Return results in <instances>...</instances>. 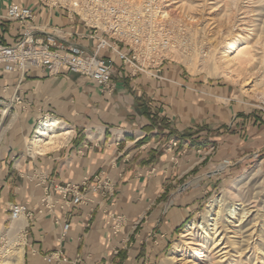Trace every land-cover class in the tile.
Wrapping results in <instances>:
<instances>
[{"label": "crops", "instance_id": "crops-1", "mask_svg": "<svg viewBox=\"0 0 264 264\" xmlns=\"http://www.w3.org/2000/svg\"><path fill=\"white\" fill-rule=\"evenodd\" d=\"M12 2L33 9L45 29L36 37L58 33L59 42L95 46L80 17L40 0H0V44L21 35L5 18ZM104 54L113 91L67 67L51 75L0 64V218L13 203L30 207L25 264H155L232 170L229 155L264 147L255 119L224 133L243 120L228 86L198 82L168 59L136 71ZM46 117L62 119L73 135L61 149L33 155L30 141ZM69 184L89 203L73 204L62 189Z\"/></svg>", "mask_w": 264, "mask_h": 264}, {"label": "bare ground", "instance_id": "bare-ground-1", "mask_svg": "<svg viewBox=\"0 0 264 264\" xmlns=\"http://www.w3.org/2000/svg\"><path fill=\"white\" fill-rule=\"evenodd\" d=\"M113 1L122 3L125 9L127 6V13L143 26L137 39L138 59H142L143 53L147 57L160 52V61L177 60L193 75L205 72L208 77H225L240 84L264 107V75H255L258 68L264 70V25L260 22L261 28L251 29L246 17L249 12L252 15V5L264 0H87V5L104 17ZM256 8L252 11L256 12ZM178 9L191 20L185 22L187 35L177 29L185 21L175 13ZM98 14L92 16L98 18L96 23H101ZM170 24L175 26L174 34L167 27ZM147 67L151 69L150 64ZM231 99L245 102L242 92ZM61 120L46 117L36 127L30 141L33 155L58 149L70 140L74 130ZM262 165L260 162L253 171L232 181L209 204L200 221L195 218L181 233V240L162 264H264V184L255 186L264 177ZM27 225V216L23 214L6 227L0 237V264H24L27 240L23 231Z\"/></svg>", "mask_w": 264, "mask_h": 264}, {"label": "built area", "instance_id": "built-area-1", "mask_svg": "<svg viewBox=\"0 0 264 264\" xmlns=\"http://www.w3.org/2000/svg\"><path fill=\"white\" fill-rule=\"evenodd\" d=\"M40 1L45 6L62 8L80 17L85 27L89 30L87 36L95 40V46L90 49L78 43L65 44L59 42L56 39L58 33L49 35L46 40L36 37L37 33H42L45 29L34 24L36 16L33 9L12 2L6 10L5 18L20 25L21 35L11 45L0 44V64L11 63L12 65L8 66L10 69H25L28 66L41 67L51 75H55L63 67H67L72 72L90 77L109 91L114 90V84L112 83L113 63L105 56L106 50L114 53L124 65L132 70L137 71L148 68L144 65L146 60L145 53L142 54L141 61L137 57V39L139 41V34L143 30V26L137 23L138 21L133 17L134 15L127 13V6L125 9L122 7L124 6L122 3L118 4L113 1L108 5L106 14L103 17L95 9L91 10L88 7L87 0L73 3L67 0ZM93 13L95 16L97 14L100 16L101 23L95 22L98 18L93 17ZM57 29L60 34L63 33L61 29ZM121 44L124 47H121ZM16 100H19V98L17 97ZM62 189L73 193V204H87L90 201V197L76 185L69 184ZM97 189L98 186L92 187L93 191H97ZM46 203L48 204L47 201ZM9 210L11 220L19 218L23 214L28 219L31 214L27 203H13ZM69 229L70 223L65 222L62 227L63 235H66ZM54 258L53 254L47 260L52 261ZM78 261H81V258H78Z\"/></svg>", "mask_w": 264, "mask_h": 264}, {"label": "rangeland", "instance_id": "rangeland-1", "mask_svg": "<svg viewBox=\"0 0 264 264\" xmlns=\"http://www.w3.org/2000/svg\"><path fill=\"white\" fill-rule=\"evenodd\" d=\"M33 1L36 2L37 0H33ZM244 2H246V0ZM260 4H258V5L255 4L256 6L255 5H252L253 6L252 10L257 7L256 8V12H255V10L254 11L251 10L252 15H251L250 12L248 13V16L246 14V17L249 18L248 24H249V27L251 29H252V27H253V29H256V28L259 29V28H261L264 25V11H263L264 10V2L263 3H260ZM50 8H51V6H50ZM59 9H62V8H59ZM257 9H259V10L257 11ZM67 12L69 13V11H67ZM259 12H261V13H259ZM175 13H178L185 20L183 23L181 22V23H179L177 25V29L180 30V31H182V33L184 35H187L188 34V26H186V23L191 22V20H189L188 16L183 11H180L179 9L176 10ZM221 13H223V12L221 11ZM257 14L260 15V16H258ZM240 15L243 16L244 14H240ZM255 18H256V21H255ZM170 19L172 20V17ZM256 22H257V24H255ZM260 22H261V24L263 23V25H261ZM157 24H156V28L158 26ZM167 27L170 28L171 33L174 34V31H175L174 27L175 26H173L172 24H170V26L168 25ZM157 35L158 34H156V36ZM262 42L264 43V38H263ZM120 46L124 47L123 44H121ZM160 54H161L160 52H152V54H149L146 57L145 65L147 66V65L150 64L151 68L152 67H156V66L160 65V63L163 60L168 59L169 61L173 62V64H176V65H179V66L183 67V69L185 71L184 73L187 74L189 77L194 78L198 82H201V83H204V84H207V85H212L213 87H217V88H221V87H224V86L225 87L228 86L230 88V92H231L230 93V96H231V98H232V96L234 94L237 95V94H239L241 92L244 94V99H245V102L244 103H238L237 100H232L231 101L232 109H235L236 110V113H239L238 115H236V118L242 117L243 120H241L240 123L237 124L236 127H232V128H229V129L228 128H225L226 131H224V133H236L238 130L243 131V130H245L244 127L252 126V124L249 123V121L250 122L251 121H254V119H255V124H256V122L259 121L260 123H258V126L259 127L260 126H263V128H264V107H263V105L260 106L262 103H258L259 102L258 100H255L253 97L249 96L250 93L247 92L248 93L247 94L242 89V87L240 86V84H236L233 81H230L228 78H225V77H218V78L217 77H208L205 72L200 73V74H197V75H193V74H191V72L185 66L184 63H180L177 60L170 59V58H164L163 60L160 61V58H159ZM140 60H142V59H140ZM257 70L258 71H256V74H255L256 75V78H261L264 75V70L263 69L260 70V68H258ZM209 93H211V92H209ZM223 98H224L223 100H225L228 97L227 96H224ZM255 124L253 123V125H255ZM175 145H176V143H173V146H175ZM253 150L254 149H252L251 151H247L245 154L240 155V156H234L233 157V156L229 155L230 157H228V158L230 160V164L232 165L231 166L232 167V170H229V174L227 175V177L225 178V180L222 181V183L219 185V187L216 189V191L209 197V199L207 201H205V203L202 205V207L198 211V213L196 215H194L193 217H191L190 219H188V221L183 225V227L179 230L178 235L175 237V239L172 241V243L166 249V252L163 255H161L159 258H157L155 264H162L163 260L165 258H167L168 255L170 254L171 249L174 246V244L176 242H178L179 240H181V233L187 228V226L195 218L197 219L196 221H200L201 214L203 212H206L207 211L209 204L213 200H215L217 197H219L221 195L222 191L225 188H227L228 186L231 185L232 181H234L237 178L242 177V176L250 173L251 171H253L260 164V162H262V164H263L262 165V167H263L262 173H264V163H263L264 147L261 148V149H257V150L255 149L254 151ZM216 151H217V149L215 148L212 151V155L215 154ZM219 166H222V165H219ZM263 184H264V177H261L257 181V183H256L255 186L256 187H260ZM9 215H11L10 212H9ZM11 221H12L11 220V216H9V218L5 217L4 219H1L0 218V233H1L0 234V237L4 233L6 227L8 228L9 225H11ZM24 234L26 235L25 230H24ZM25 248H26V246H25ZM24 257H25V255H24ZM24 264H25V261H24Z\"/></svg>", "mask_w": 264, "mask_h": 264}]
</instances>
